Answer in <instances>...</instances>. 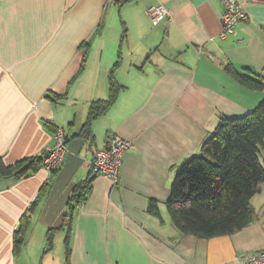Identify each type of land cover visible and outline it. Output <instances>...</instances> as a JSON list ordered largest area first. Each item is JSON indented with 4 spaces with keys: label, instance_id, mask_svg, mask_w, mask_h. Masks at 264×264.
<instances>
[{
    "label": "crops",
    "instance_id": "crops-1",
    "mask_svg": "<svg viewBox=\"0 0 264 264\" xmlns=\"http://www.w3.org/2000/svg\"><path fill=\"white\" fill-rule=\"evenodd\" d=\"M158 1L172 16L155 23L147 9ZM238 1L248 18L222 37L221 0H0V160L42 156L58 129L66 141L55 172L0 176V264H65L68 235L70 264H240L264 250V183L251 198L258 217L232 234H181L166 207L220 118L264 100L227 68L264 78V4ZM113 82L116 99L87 139L91 104L109 99ZM113 136L130 143L118 183L89 169ZM88 178L80 204L75 186Z\"/></svg>",
    "mask_w": 264,
    "mask_h": 264
},
{
    "label": "trees",
    "instance_id": "trees-1",
    "mask_svg": "<svg viewBox=\"0 0 264 264\" xmlns=\"http://www.w3.org/2000/svg\"><path fill=\"white\" fill-rule=\"evenodd\" d=\"M228 70L244 85L264 90V78L246 68L240 73L231 65ZM107 100L91 104L88 122L81 134L92 139L90 120L105 112L115 101L117 86ZM264 147V100L252 111L240 117L223 116L201 146L200 154L185 161L171 186L166 207L172 222L181 234L212 238L232 234L258 217L251 204L252 196L264 183V164L260 153ZM43 166L42 156H33L6 165L0 160V176L24 177ZM59 168V167H58ZM58 168L53 170L55 172ZM91 180L75 186L81 204L86 199ZM148 211L160 217L159 204L150 200ZM29 219L24 220L15 235L16 254L21 250ZM52 230L48 234L52 246ZM66 245V263L70 264V246Z\"/></svg>",
    "mask_w": 264,
    "mask_h": 264
},
{
    "label": "built area",
    "instance_id": "built-area-1",
    "mask_svg": "<svg viewBox=\"0 0 264 264\" xmlns=\"http://www.w3.org/2000/svg\"><path fill=\"white\" fill-rule=\"evenodd\" d=\"M253 3L264 4V0H247ZM224 6L222 15L221 36L226 37L237 33V26L241 21L247 20L248 14L244 4L238 0H221ZM153 22L157 23L172 16V11L163 3L158 1L147 9ZM130 143L123 138L113 136L108 148L96 151L89 163L91 172L110 178L114 183L120 180V170L124 155ZM66 154V141L63 129H58L54 134V142L46 147L43 152V167L50 171L58 168ZM240 264H264V250L245 255L239 258Z\"/></svg>",
    "mask_w": 264,
    "mask_h": 264
},
{
    "label": "rangeland",
    "instance_id": "rangeland-1",
    "mask_svg": "<svg viewBox=\"0 0 264 264\" xmlns=\"http://www.w3.org/2000/svg\"><path fill=\"white\" fill-rule=\"evenodd\" d=\"M60 246H59V244H57L56 243V241L54 242V248L51 250V251H49L48 253L51 255V254H55L56 253V250L58 251V250H60ZM52 256V255H51ZM56 257V256H55Z\"/></svg>",
    "mask_w": 264,
    "mask_h": 264
},
{
    "label": "water",
    "instance_id": "water-1",
    "mask_svg": "<svg viewBox=\"0 0 264 264\" xmlns=\"http://www.w3.org/2000/svg\"><path fill=\"white\" fill-rule=\"evenodd\" d=\"M109 146H107L106 148H108Z\"/></svg>",
    "mask_w": 264,
    "mask_h": 264
}]
</instances>
